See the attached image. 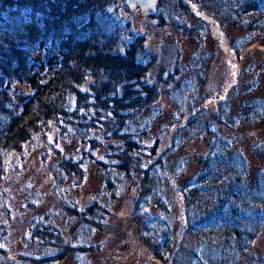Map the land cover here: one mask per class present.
Listing matches in <instances>:
<instances>
[{
  "label": "trees",
  "instance_id": "1",
  "mask_svg": "<svg viewBox=\"0 0 264 264\" xmlns=\"http://www.w3.org/2000/svg\"><path fill=\"white\" fill-rule=\"evenodd\" d=\"M165 1L170 0H157L154 10L140 12L155 17L159 25L168 18L176 24L171 8L160 14ZM181 1L175 0L172 7L185 9ZM193 1L221 30L229 27L241 33L231 42L235 54L254 42L264 46V0ZM107 3L0 0V184L21 151H42L50 159L63 148H72L79 158L70 155L48 164L57 194L66 199L65 189L77 180L75 170L90 164L100 169L102 181L91 204L82 209L67 205L69 210L76 209L70 210L76 218L70 226L80 238L75 239L73 251L81 247L87 251L91 237L135 190L131 219L137 240L157 264H241L264 231V167L252 166L219 133L205 140L207 152L197 158L195 172L185 180L171 176L183 199L181 240L175 242L168 223L153 209H166L160 169L166 170L164 161L173 149L166 146L168 141H176L181 148L201 127L207 133L220 124L236 129L235 121L246 117L231 121L217 117L211 126H200L194 118L186 120L199 96L195 86L190 90L174 77L175 89L168 92L180 102L174 101L168 120L161 118L149 102L148 72L154 56L129 21L109 10ZM200 33L196 32L198 37ZM190 58L189 81L204 86L206 49L200 45ZM183 91L187 92L185 102ZM183 134H188L186 139ZM101 150L107 153L98 157L96 151ZM46 225L31 229L43 242L52 238ZM55 237L62 244L60 236ZM183 241L185 253L176 255ZM45 244L36 250L39 255L23 254L17 262L58 264L65 254ZM257 264H264V257Z\"/></svg>",
  "mask_w": 264,
  "mask_h": 264
},
{
  "label": "rangeland",
  "instance_id": "2",
  "mask_svg": "<svg viewBox=\"0 0 264 264\" xmlns=\"http://www.w3.org/2000/svg\"><path fill=\"white\" fill-rule=\"evenodd\" d=\"M181 2L185 9L172 7L175 0L165 1L161 11L158 9L157 14L159 11L166 14V10L171 8L172 17L177 19V23L172 24L168 18L165 25H159L155 17L144 16L138 8H128L123 0H108L107 3L109 10H115L120 18L129 21L132 30L142 39L144 48L154 56L148 72L152 88L149 102L159 110L161 118L168 120L174 110L171 107L174 101L180 102L168 92V89H175L174 77L180 83L188 84L190 90L195 86L196 98L199 96L196 108L186 120L194 118L200 126H211L217 117L221 121L226 118L231 121L240 115L246 117L243 122L235 121L236 129L220 124L207 133L201 127L193 140L182 144L181 148L177 147L176 141L167 142L166 146L173 149L165 158L166 170L160 169L164 178L160 180L161 187L167 204L165 210L154 208L153 213L166 220L175 235V242L183 238L185 216L183 199L172 177L175 175L179 180H185L197 170V158L207 152L205 140L208 137L219 133L252 166L264 167V46L254 42L235 54L231 42L240 38V32L229 27L226 31L221 30L193 0ZM197 31L201 32V37ZM200 45L209 55L204 86L193 85L188 78L190 57L199 51ZM181 100L187 101V92H182ZM187 136L183 134L182 137L186 139ZM25 151L15 158L13 167L0 184V264H14L23 254L39 255L36 250L45 243L52 245L50 249L65 254L58 264H157L147 247L137 240L136 225L131 219L135 190L126 197L122 207L114 211L107 224L91 237L86 244V248L90 246L87 251H81L82 247L79 252L73 251L75 239L80 238L72 234L75 228L70 226L76 221L74 212L70 210L76 209L69 210L67 205L73 206L74 203L82 209L91 204L102 185L100 169L94 164L76 169L74 175L77 180L72 181L71 189L70 186L65 189L66 199L63 200L57 194L48 164L51 160L74 155L72 148H63L57 157L50 159L42 151ZM96 153L103 157L107 150ZM73 157L79 158L80 154L76 152ZM188 158H192L191 162L185 163ZM67 221L69 223L65 224ZM44 224H47L44 229L48 236L52 237L47 242H43L40 236L35 238L36 234L31 230ZM55 236H60L62 244L56 243ZM182 245V250H178L180 245L177 246L176 255L185 253L184 241ZM263 257L264 231L241 264H257Z\"/></svg>",
  "mask_w": 264,
  "mask_h": 264
},
{
  "label": "water",
  "instance_id": "3",
  "mask_svg": "<svg viewBox=\"0 0 264 264\" xmlns=\"http://www.w3.org/2000/svg\"><path fill=\"white\" fill-rule=\"evenodd\" d=\"M130 9L138 8L142 13L146 14L154 10L157 0H123Z\"/></svg>",
  "mask_w": 264,
  "mask_h": 264
}]
</instances>
